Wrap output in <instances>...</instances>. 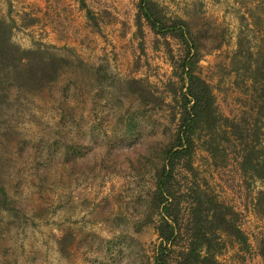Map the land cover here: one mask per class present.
<instances>
[{"label":"rangeland","instance_id":"rangeland-1","mask_svg":"<svg viewBox=\"0 0 264 264\" xmlns=\"http://www.w3.org/2000/svg\"><path fill=\"white\" fill-rule=\"evenodd\" d=\"M137 1L0 0V59L23 68L20 47L65 60L42 87L17 84L0 62V187L8 196L5 206L0 200V264H139V244L151 252L157 233L143 220L175 121L164 102L142 103L128 80L142 79L173 105L172 58L184 45L145 20L138 33ZM154 1L167 18L186 21L218 111L252 123L258 81L245 65L257 60L258 31L247 9L261 0ZM241 31L254 53L236 62ZM261 129L264 138V122ZM234 142L224 139L227 154L215 164L198 140L196 180L233 207L248 238L246 246L225 236L220 263L264 264V214L254 203L263 181L239 167Z\"/></svg>","mask_w":264,"mask_h":264},{"label":"trees","instance_id":"trees-1","mask_svg":"<svg viewBox=\"0 0 264 264\" xmlns=\"http://www.w3.org/2000/svg\"><path fill=\"white\" fill-rule=\"evenodd\" d=\"M263 2L261 0L247 9L250 23L258 31L254 51L257 60L254 65H250V62L245 65L251 70L253 81H258V85L253 87L256 91L254 106L258 115L249 123L243 116L230 117L218 111L213 86L198 70L199 52L189 39L186 21L178 16L167 18L154 0L137 1L135 23L138 33H142L145 20L154 32L162 35L171 33L184 45L183 53L172 58L176 79L171 81L174 87L169 89L176 102L173 105L142 79L132 77L128 80V88L137 94L142 103L160 106L164 102L170 106L171 119L175 121L170 137L160 147L158 164L154 168L155 186L149 196L148 211L143 220L153 223L157 239L152 243L150 253L145 252V247L137 242L142 249L139 264H222L218 254L226 245L225 236L240 245L248 244L247 235L236 223L237 212L233 207L218 199L211 189L204 186L206 182L196 180L194 151L198 140L215 164L221 163L217 160L219 155L227 154L224 139L235 141L233 144L238 146L236 158L239 167L263 181L254 203L255 210L264 214V138L260 136L264 121L258 123L264 112ZM242 33L244 35L237 37V48L231 57V60L238 59L236 62H240L243 55L251 58L254 53L249 46L247 32ZM16 48L27 54L17 58V63L23 64V68H17L11 56L4 55L0 62H5L8 74L19 85L26 83L42 87L54 81L62 61H65L54 54L43 55L38 49ZM28 54H32L31 59ZM239 65L235 64L236 67ZM100 70L98 67L97 76ZM5 96L6 93H0V99ZM244 112L252 116V113ZM0 200L3 206L8 202L3 187H0ZM140 227L139 224L136 229ZM259 251L264 259V240L260 242Z\"/></svg>","mask_w":264,"mask_h":264}]
</instances>
